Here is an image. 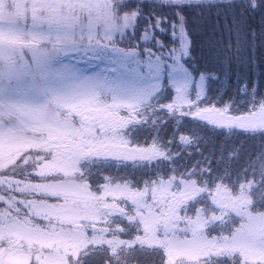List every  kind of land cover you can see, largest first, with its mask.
I'll return each instance as SVG.
<instances>
[{"label":"snow or ice","instance_id":"1","mask_svg":"<svg viewBox=\"0 0 264 264\" xmlns=\"http://www.w3.org/2000/svg\"><path fill=\"white\" fill-rule=\"evenodd\" d=\"M11 2L0 264H264V0ZM80 26L135 47L161 89L58 95L53 60Z\"/></svg>","mask_w":264,"mask_h":264},{"label":"rangeland","instance_id":"2","mask_svg":"<svg viewBox=\"0 0 264 264\" xmlns=\"http://www.w3.org/2000/svg\"><path fill=\"white\" fill-rule=\"evenodd\" d=\"M96 2L102 3L103 0ZM7 7L9 11L14 10L12 2ZM74 35L76 43L53 60L58 95L71 99L89 94L109 101L137 102L161 89L159 80L145 79L136 74L137 66L144 63V57L137 50H127L121 47L120 42L87 44L89 31L86 26L76 28ZM81 42H84V46H80ZM2 76L3 64L0 63V94L9 95L14 90L5 88L9 85L6 81L2 84ZM117 83H124L127 87L118 90L114 87ZM167 87L169 91L172 89L170 80ZM36 95L40 102L46 98L43 92Z\"/></svg>","mask_w":264,"mask_h":264},{"label":"trees","instance_id":"3","mask_svg":"<svg viewBox=\"0 0 264 264\" xmlns=\"http://www.w3.org/2000/svg\"><path fill=\"white\" fill-rule=\"evenodd\" d=\"M45 31H47V29H46ZM104 44H105V43H102V45H104ZM121 47H125L127 50H137L135 47H127L125 43H122ZM41 54L44 55L45 52H42ZM31 55H32V53L29 52V53H28V56L31 57ZM59 56H61V55H59ZM5 81L7 82V78H6V76H4V74H3V76H2V84H3V82H5ZM167 83H168V82H167ZM166 87H167V85H166ZM5 88H6L7 90H10V89H11L9 86H8V87H5ZM167 89L169 90L168 87H167Z\"/></svg>","mask_w":264,"mask_h":264},{"label":"clouds","instance_id":"4","mask_svg":"<svg viewBox=\"0 0 264 264\" xmlns=\"http://www.w3.org/2000/svg\"><path fill=\"white\" fill-rule=\"evenodd\" d=\"M6 4L10 5L11 4V0H6ZM67 44H68L69 47L73 46L72 41H68Z\"/></svg>","mask_w":264,"mask_h":264}]
</instances>
